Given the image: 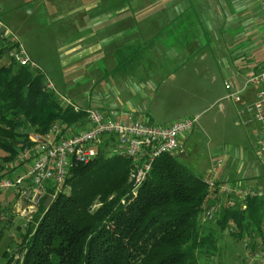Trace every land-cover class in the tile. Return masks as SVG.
<instances>
[{
  "label": "trees",
  "instance_id": "16d2710c",
  "mask_svg": "<svg viewBox=\"0 0 264 264\" xmlns=\"http://www.w3.org/2000/svg\"><path fill=\"white\" fill-rule=\"evenodd\" d=\"M10 49L0 41V178L5 164L32 147L31 135L53 125L64 131L86 118L84 110L60 104L43 74L16 63ZM114 146L104 138L95 158L71 167L49 207L43 200L20 234L14 250L22 260L10 255L5 264H199V254L215 253V232H202L200 221L209 203L203 179L187 173L178 156L164 154L133 196L132 161ZM214 221L219 232L259 250L264 245V198L249 200L246 210L223 207Z\"/></svg>",
  "mask_w": 264,
  "mask_h": 264
},
{
  "label": "rangeland",
  "instance_id": "374dc122",
  "mask_svg": "<svg viewBox=\"0 0 264 264\" xmlns=\"http://www.w3.org/2000/svg\"><path fill=\"white\" fill-rule=\"evenodd\" d=\"M0 20L3 22L1 16ZM233 22L232 29L225 31L228 40L223 39V31L211 32V38L216 42L213 44L210 39L207 46L203 41L205 47L202 51L188 56L171 75L164 77L166 73L154 72L155 78L148 74L150 81L145 83V93L139 92L142 90L129 82L138 79L127 78L128 71L112 72L115 61L110 60L109 55H94L88 61L77 62L75 65L84 66V70L74 72L66 67L65 54L61 51L63 47L51 45L35 52L36 67L63 105L70 104L84 111H104L113 110V106L132 98L143 100L146 115L137 119L143 123L168 126L178 120L196 119L192 131L180 138L183 148L178 161L187 173L202 178L210 172L218 158H243V161L246 158L262 170L264 167L254 155L255 128L240 124L238 107L227 98L229 90L223 84L234 75L243 74L244 79L264 68V24L259 0H243V15ZM143 23L139 28L140 38L144 41L155 38L165 26L154 22ZM110 48L104 47L103 52ZM133 71L137 75L135 69ZM243 170L247 172L245 166ZM236 180L229 178L226 181ZM26 207L13 191L0 194V264H5L10 255H20L12 251L20 242L23 225L27 223L25 219L32 217V214H26ZM202 225L204 233L214 230L217 249L213 255L199 254V264H237L243 259L244 243L249 241L238 240L228 232H219L215 221ZM261 252L264 257L262 247Z\"/></svg>",
  "mask_w": 264,
  "mask_h": 264
},
{
  "label": "crops",
  "instance_id": "0c3cea01",
  "mask_svg": "<svg viewBox=\"0 0 264 264\" xmlns=\"http://www.w3.org/2000/svg\"><path fill=\"white\" fill-rule=\"evenodd\" d=\"M242 15L243 0H0L4 26L17 37L35 65V52L51 45L63 47L66 67L74 72L84 70V66L75 65L77 62L88 61L94 55H109L115 61L112 72L128 71L127 78L138 79L129 82L143 93L145 83L150 81L148 74L171 75L188 56L200 53L204 42L207 46L210 39L216 42L211 32L223 31V39L228 40L226 29H232L235 18ZM150 22L165 26L155 38L144 41L139 27ZM104 47L111 48L103 52ZM133 56L135 59L128 65L119 66L120 61ZM242 79L243 74L229 78L233 84ZM111 109L118 116L129 114L135 120L146 115L143 100L132 98ZM182 148L180 144L178 156ZM224 162L221 173L225 180L264 186V168L259 170L246 158Z\"/></svg>",
  "mask_w": 264,
  "mask_h": 264
},
{
  "label": "built area",
  "instance_id": "2783aa9c",
  "mask_svg": "<svg viewBox=\"0 0 264 264\" xmlns=\"http://www.w3.org/2000/svg\"><path fill=\"white\" fill-rule=\"evenodd\" d=\"M259 9L264 24V0H259ZM0 41L11 47L7 53L16 63L37 69L17 37L1 20ZM224 86L229 90L227 98L238 107L240 124L255 128L254 155L256 161L264 165V68L246 76L238 84L226 80ZM64 106H71L75 112L82 110L70 104ZM85 114L84 124L64 131L53 125L45 133L31 135L32 147L20 151L15 160L5 164L4 172L8 173L0 178V194L13 191L27 205L26 214L33 217L46 197L54 199L61 191L71 167L95 158L98 144L104 138H110L115 142L116 155L132 161L129 180L131 193L135 196L154 160L164 154L178 156L180 138L191 132L196 123V119H182L168 126H156L135 120L129 114L118 116L113 110L89 109ZM224 165V159H216L210 172L202 178L209 199L201 215L202 223L214 221L223 207L246 210L249 200L264 198L263 186H246L245 183L223 179ZM32 217L25 219L27 223ZM228 230L233 232L234 227L229 226ZM257 247L245 242L243 259L237 264H264L259 245ZM12 253L15 254V250ZM14 257L22 260L21 255Z\"/></svg>",
  "mask_w": 264,
  "mask_h": 264
},
{
  "label": "water",
  "instance_id": "95a60500",
  "mask_svg": "<svg viewBox=\"0 0 264 264\" xmlns=\"http://www.w3.org/2000/svg\"><path fill=\"white\" fill-rule=\"evenodd\" d=\"M52 201H53V198L51 196L46 197L43 203V207L48 208L49 205L52 203Z\"/></svg>",
  "mask_w": 264,
  "mask_h": 264
}]
</instances>
